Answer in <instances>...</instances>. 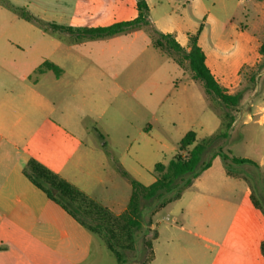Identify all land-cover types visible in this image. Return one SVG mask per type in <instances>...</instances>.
Here are the masks:
<instances>
[{"label":"rangeland","instance_id":"obj_1","mask_svg":"<svg viewBox=\"0 0 264 264\" xmlns=\"http://www.w3.org/2000/svg\"><path fill=\"white\" fill-rule=\"evenodd\" d=\"M78 2L76 26L109 27L138 17V0ZM146 2L149 14L158 17L163 27L177 29L181 42L187 43V35L198 34L202 28L205 47L214 48L218 41L234 68L241 60L252 61L259 55L240 72L233 93L242 94L239 105L227 106L207 95L204 84L191 79L188 62L183 70L173 61V57L180 58L178 54L170 56L154 46L149 26L115 36L69 35L51 29L41 18L4 13L1 7L0 89L14 93L36 90L57 104L52 119L58 121L65 118L63 105L71 102L72 118L82 119L88 126L86 137L99 140L102 136L117 157L135 161L134 178L146 186L156 180V164L168 165L190 131L196 132L197 143L208 140L203 162L218 152L227 153L228 166L221 157L213 158L211 167L184 188L179 199L171 193L142 201L143 228L135 234L134 249L122 251L126 264H184L172 259L161 241H154L156 229L150 230L151 225L159 223L161 236L166 231L185 235L200 230L195 223L199 217L242 216L249 220L264 216V57L256 50L264 43V0L261 17L247 0ZM214 17L219 22H213ZM25 23L33 28H25ZM243 31L247 35L241 36ZM57 41L72 48L68 61H63L66 55L55 47ZM51 59L62 61L61 76L39 71L45 62L54 63ZM227 122L232 123L228 136L215 137L226 131ZM234 158L250 159L255 165H240ZM240 225L230 220L211 224L217 231L238 230ZM87 264L119 262L106 242L95 235Z\"/></svg>","mask_w":264,"mask_h":264},{"label":"crops","instance_id":"obj_2","mask_svg":"<svg viewBox=\"0 0 264 264\" xmlns=\"http://www.w3.org/2000/svg\"><path fill=\"white\" fill-rule=\"evenodd\" d=\"M78 1L0 0V7L4 13L21 15L25 12L49 24L88 28L73 23ZM247 1L261 17V0ZM148 21L152 30L174 35L183 48L190 50L189 37L195 34L187 35V43L181 42L174 27H163L160 19L151 14ZM213 22H219L217 17ZM23 25L33 28L30 23ZM201 32L198 44L205 53L207 67L218 84L233 95L241 70L254 63L259 55L252 61L241 60L234 68L222 54L218 41L214 48L205 47ZM240 35L247 34L243 31ZM251 39L258 42L255 37ZM263 44L256 46L258 53ZM55 47L66 55L63 61L72 58L73 50L68 45L57 41ZM51 60L63 73L62 61ZM22 91L14 93L0 89V264H87L92 257L96 234L49 199L24 174V169L31 159H35L120 215L127 210L131 198V182L135 180L131 169L135 161H123L117 157L112 149H107L102 136L99 140L95 137L88 139V126L82 119L72 118L74 108L71 102L63 105L65 118L58 121L52 119L58 109L55 102L32 88L28 93H24L26 89ZM106 153L110 154L109 158ZM228 220L233 224L241 223L239 229L217 231L211 226ZM195 223L200 230L185 235L166 231L161 236L157 231L159 223L149 229H156L154 241H161L163 250L184 264H264V216L254 215L249 220L242 216L199 217ZM147 241L152 246L150 240Z\"/></svg>","mask_w":264,"mask_h":264},{"label":"trees","instance_id":"obj_3","mask_svg":"<svg viewBox=\"0 0 264 264\" xmlns=\"http://www.w3.org/2000/svg\"><path fill=\"white\" fill-rule=\"evenodd\" d=\"M137 9L138 17L136 19L109 27L74 29L56 24H51L50 27L54 30H62L75 35L98 37L114 36L140 26L151 27V23L148 21L149 8L146 0H138ZM22 16L33 19V16L25 12L22 13ZM200 31L198 34L189 37V51L177 42L174 35L162 34L155 29H153V43L156 48L170 56L174 53L178 54L180 58L175 59L173 57V59L182 68H184V63L188 62L191 79L195 82H202L207 95L218 98L227 106L239 105L242 94H228L218 84L207 67L205 53L198 44ZM259 53L264 57V44L261 46ZM39 71H53L57 76L61 74V69L50 62H45ZM224 127L226 131L215 137L226 138L228 136L232 123L227 122ZM213 139L214 137L209 141ZM207 144L208 140L197 143L196 132H188L179 143V150L169 164H156V180L153 184L145 186L132 180V194L128 208L120 215L114 214L35 159L29 161L24 169V174L35 186L45 192L49 199L63 207L90 232L101 237L106 242L108 250L115 255L119 264H126L122 251L134 249L135 234L143 228L142 201L162 199L165 195L171 193H176L175 198L179 199L183 189L190 187L194 179L199 177L203 171L209 169L212 165V159L215 157H221L228 166L227 162L230 157L224 152H218L211 160L203 162V158L207 153ZM233 161L240 165H255L254 161L245 158H234Z\"/></svg>","mask_w":264,"mask_h":264}]
</instances>
